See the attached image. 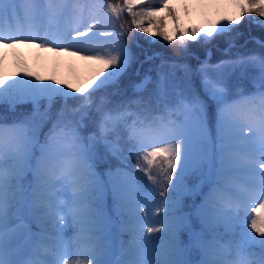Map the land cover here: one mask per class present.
Listing matches in <instances>:
<instances>
[{
    "label": "snow or ice",
    "instance_id": "obj_1",
    "mask_svg": "<svg viewBox=\"0 0 264 264\" xmlns=\"http://www.w3.org/2000/svg\"><path fill=\"white\" fill-rule=\"evenodd\" d=\"M138 6L0 0V45H35L99 65L86 87L25 66L15 77L0 74L7 109L0 112V264H193V255L199 264H264V52L211 64L209 50L195 69L146 54V61L161 60L159 78L133 82L128 95L121 80L138 57L127 43L132 29L119 24L131 15L149 43L179 40L187 52L185 39L212 43L238 32L231 26L245 14L264 29V0L240 3V16L225 17L219 28L217 21L176 36L158 17L171 13L168 0ZM251 39L264 48V40ZM236 73L252 80V91L232 89ZM21 105L31 113L17 112ZM102 163L112 165L106 178L97 171ZM190 176L198 183L190 186ZM192 195L202 202L186 210L184 197ZM124 234L121 259L113 260V238Z\"/></svg>",
    "mask_w": 264,
    "mask_h": 264
},
{
    "label": "rangeland",
    "instance_id": "obj_2",
    "mask_svg": "<svg viewBox=\"0 0 264 264\" xmlns=\"http://www.w3.org/2000/svg\"><path fill=\"white\" fill-rule=\"evenodd\" d=\"M142 1L145 0H140V2ZM244 2H246V0H168L171 13L168 9H165L159 12L158 15L164 17L167 31L175 36L180 29L191 31L193 28H207L212 24H217V21L221 22L220 24H217V27L219 28L222 24L227 22L224 19L225 17L229 20H234L240 16L239 4ZM116 3L122 5L123 0H116ZM151 3L157 5L158 0H151ZM32 46H34V49L31 52L29 49L30 46L25 45L24 51L26 55L18 57V45L15 48H6L0 45V51L2 53V56L0 57V74L15 77V74L20 71L21 66H25L27 70L38 73L44 77L59 79L65 84H72L73 88H75L80 86L86 87L87 81H89L99 70V65H96L91 61H86L82 59L81 56L70 55L67 52L57 53L54 51H50L52 58H54V62L52 63V66L48 67L46 61L47 55H45L44 49L36 47L35 45ZM70 51H74V49H70ZM201 62L202 61L194 62L192 68H197ZM176 75L178 77H182L183 72L177 71ZM144 76L145 75L142 72L137 76V79L140 81ZM238 76L239 73H236L230 77L229 84L233 90L238 87H242L245 90H253V84L250 78L238 79ZM192 85L197 91H200L201 96L203 97L201 81H192ZM73 102L75 101H69L71 104H73ZM208 103L210 111H214L215 104L211 101ZM55 107L59 108L60 103L57 102ZM31 110V105H25L23 108H17V112H23L26 114H30ZM4 111H7L6 107L1 106L0 112ZM133 159L135 160V158ZM134 163V170L143 176L144 174L140 173V169L136 167V160ZM97 171L101 173L102 178H106L103 173L102 164L98 166ZM153 171H156L155 167L153 168ZM144 182L148 185L152 184L151 181L147 180L146 176L144 177ZM188 183L190 186L195 185L198 183V178L196 176H190L188 178ZM152 186L157 187L156 185ZM157 190L159 191L160 189L157 188ZM194 197L197 203L196 205L202 202V196L194 195ZM110 203L111 200L109 198V204ZM66 235L71 236V231L69 230ZM128 239L129 237L126 234L117 235L113 238V260L121 259L119 253L120 242L121 240L127 241ZM191 259L193 264H199V255H193Z\"/></svg>",
    "mask_w": 264,
    "mask_h": 264
},
{
    "label": "trees",
    "instance_id": "obj_3",
    "mask_svg": "<svg viewBox=\"0 0 264 264\" xmlns=\"http://www.w3.org/2000/svg\"><path fill=\"white\" fill-rule=\"evenodd\" d=\"M115 1L116 0H108V3L116 4ZM144 6L156 7L157 5L149 3V1H144L141 2L140 6L134 9V11H141V8ZM158 17L164 19L163 16L158 15ZM251 18L257 20L262 19L258 17L256 13H252ZM131 19V15H124L119 20V24L123 25V30L125 32H129L130 28L132 29L130 34L127 36V43L131 47L133 54L138 57V60L133 63L128 74L121 80V86L128 89V95H132L130 85L133 82L139 81V79H137L138 75L136 74L138 69L139 75L143 72L145 76H150L153 81H156L159 78L158 66L161 64V60L155 59L153 61H146V54L152 55L153 53L159 52L162 53L168 63H186L192 68L194 62H199L206 58L209 50L211 51V58L209 61L211 64H216L222 60L233 58L237 54L264 52V48H261L251 39L252 37H256L264 40V29H261L256 24L249 23L250 16L248 14H245L240 18V24L232 26L238 29V32H231L230 34L224 36H216L212 43H205L199 39L195 42L185 39V41H183V45L187 46V52H185L184 47H182V42L179 40H175L171 44H169L168 41H162L161 43H149V41L144 38L145 34L139 33L132 27ZM178 34L179 32L176 35ZM156 40H162V38L156 37ZM230 42H234L235 46L229 48ZM225 49H228V51L226 52ZM196 57H199V59H196ZM141 62H144L142 66ZM163 71H169L167 66H165ZM198 78V76L193 77L194 80H197ZM151 87L152 86H150V89ZM110 91L111 90H109V92ZM247 91H251V89H247ZM111 98L114 102H118L121 99L120 96H112ZM23 106L25 105L18 107ZM104 165L107 170L110 166H112L109 163H104ZM184 204L186 210H191L194 206L192 198H188V196L184 197ZM181 239L186 242V240L189 239L188 234L182 233Z\"/></svg>",
    "mask_w": 264,
    "mask_h": 264
},
{
    "label": "bare ground",
    "instance_id": "obj_4",
    "mask_svg": "<svg viewBox=\"0 0 264 264\" xmlns=\"http://www.w3.org/2000/svg\"><path fill=\"white\" fill-rule=\"evenodd\" d=\"M24 47H25V45H23V44L18 45V49H17V52H18V54H19L18 57H19V56L26 55V54H25V51H24ZM29 49H30V51L32 52V50L34 49V46H30ZM44 53H45V55H47V59H46V61H47V66H48V67L52 66V63L54 62V58H52L50 51L44 49ZM1 56H2V53H1V51H0V57H1ZM31 59H33V58H31ZM8 76H9V75H8Z\"/></svg>",
    "mask_w": 264,
    "mask_h": 264
}]
</instances>
